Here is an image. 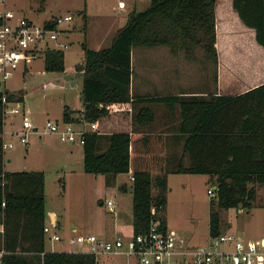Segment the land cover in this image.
<instances>
[{
    "label": "trees",
    "instance_id": "16d2710c",
    "mask_svg": "<svg viewBox=\"0 0 264 264\" xmlns=\"http://www.w3.org/2000/svg\"><path fill=\"white\" fill-rule=\"evenodd\" d=\"M217 0H150L133 8L110 44L93 47L82 41L84 60L76 67L84 73L82 96L85 116L96 121L85 132L84 165L103 171L107 179L132 170L134 231L159 218L166 202L169 171L208 172L217 182L211 202L210 232L222 230L220 206H251L256 182L264 183V80L238 92L153 93L133 96L132 47L138 43H167L189 55L201 47L218 61L215 5ZM243 20L255 27L264 45V0H233ZM86 26V17H85ZM251 41V39H249ZM45 67L65 69L64 48H48ZM3 88L0 82V213L4 223L3 264H99L96 252L46 248L45 170L5 169L3 147ZM22 94L9 91V98ZM162 100L180 109L177 128L183 137L182 152H167L162 131L138 128L153 117L150 106L133 110V130L122 123L105 125L115 104L138 99ZM80 113V114H81ZM65 108V120L78 119ZM159 189L153 193V185ZM156 206V208H155Z\"/></svg>",
    "mask_w": 264,
    "mask_h": 264
},
{
    "label": "rangeland",
    "instance_id": "374dc122",
    "mask_svg": "<svg viewBox=\"0 0 264 264\" xmlns=\"http://www.w3.org/2000/svg\"><path fill=\"white\" fill-rule=\"evenodd\" d=\"M9 2L18 8L19 14L26 13L38 21L59 12L72 11L74 14L71 19L61 23V27L69 29V36L66 33L63 34L69 41V44L64 46L65 69L46 68L45 54H41L29 61L27 71H24V65L21 64L6 80L9 89H19L20 93H24L25 105L30 108L34 123L42 130L41 132L29 131L28 142H21L19 135L12 133L15 145L8 146L7 150H11L13 154L10 168L41 167L45 169L47 203L56 209L58 218L57 222H53L50 214H47L51 229L46 233V245L49 249H67V247L80 249L84 243L71 240L72 235L80 232L95 231L102 236L112 237L119 230L125 235H130L134 231L132 177L124 171L118 176V181L115 175L109 180L103 171L87 170L80 154L84 150L83 142L61 139L56 133L47 129L46 120L48 117L63 120L64 102L62 100H72L75 110L80 111L76 107L82 100L80 82L82 72L76 64L84 60L82 41L86 40L93 47L110 44L117 30L127 21L129 12L132 10L130 8L132 0H9ZM149 2L150 0L138 1L137 8H144ZM246 41L249 40L246 38ZM229 43L232 44L233 40ZM166 48L172 49L167 43H138L132 47L133 81L144 82L146 78L151 84L149 89L152 93L160 91V84L154 81L159 77L157 76L159 68L154 69L155 73L149 65L154 62L158 66L160 61L158 57ZM149 51L155 54V59L150 62L147 53ZM181 51L182 57L175 56L173 60L176 58L177 60L174 64L166 57L173 74L183 76L185 78L183 84H188V80L192 79L191 86L197 83L206 84L208 78L210 82L213 78L218 89L219 56L216 61L201 47L190 55L185 50ZM229 53L233 62L237 55L233 46ZM250 59L257 72L237 71L230 75L224 74L226 81L230 84L227 88L229 91L241 90L264 78L261 68V63L264 62V51L250 56ZM179 63L182 65L180 66ZM241 63L243 69V61ZM6 116L8 125H13L12 119L16 124L22 122V115L19 112L8 111ZM81 124L76 122L77 126ZM10 135L11 133H8V138ZM167 177L168 184L165 191L167 199L162 207L158 208L159 214L163 215L168 224L175 227L188 243L208 242L211 237V202L217 198L216 193H211L208 187L217 181L216 178L208 172L198 171H169ZM122 181H127L128 189L120 186ZM255 185L256 196L251 206L219 207L222 230H237L247 237L254 238L264 234V183L256 182ZM158 189L155 183L153 193L156 194ZM109 197L115 200L116 209L108 205ZM53 231L61 236L52 238ZM98 257L99 264H113L125 259V256L107 253H100Z\"/></svg>",
    "mask_w": 264,
    "mask_h": 264
},
{
    "label": "built area",
    "instance_id": "2783aa9c",
    "mask_svg": "<svg viewBox=\"0 0 264 264\" xmlns=\"http://www.w3.org/2000/svg\"><path fill=\"white\" fill-rule=\"evenodd\" d=\"M18 8L12 6L9 0H0V82L3 88V114L8 111L19 112L22 122L12 128L22 142H28L31 130L42 131L34 123L29 109L22 104V98H9L7 78L14 69L35 57L45 54L48 48H64L69 44L63 37L67 27L61 23L71 19L72 11L52 14L42 20H36L26 13H18ZM84 111V106H82ZM76 122L82 123L80 126ZM90 124V126H88ZM47 129L56 133L63 140L84 142L85 132L96 126V121L87 118L82 112L78 119L58 120L48 117ZM14 145L13 139L3 140V147ZM131 176L134 177L133 172ZM217 182L208 187L211 193H216ZM107 203L116 209V202L109 197ZM160 219L155 218L150 225L130 235L122 231L112 237H105L95 231L80 232L72 235V241H80L84 246L79 250L125 256L113 264H264V234L260 237H247L237 230L223 229L211 234L208 242L191 244L180 233L167 224L163 227ZM46 233L51 229L49 223L44 226ZM52 238L60 237L53 231ZM4 247L0 248V264H3Z\"/></svg>",
    "mask_w": 264,
    "mask_h": 264
},
{
    "label": "crops",
    "instance_id": "0c3cea01",
    "mask_svg": "<svg viewBox=\"0 0 264 264\" xmlns=\"http://www.w3.org/2000/svg\"><path fill=\"white\" fill-rule=\"evenodd\" d=\"M138 1L142 0H132L131 7L130 8H137ZM126 4L128 2L126 1ZM215 12H216V29H217V49H218V67H219V73H220V83L219 88H216L214 79L212 78L211 82L209 78L207 79L206 84H195V86L192 85V79L188 80V84H183V81H185V78L183 76H178L173 74L172 68H170V64L167 63L166 57L171 60V62L174 64L176 62L177 58L173 60V58L177 55L182 57V49H180L178 52L173 51L172 49L166 48L163 49L164 52L162 55H160L158 58H160L158 61L159 65L157 66L154 62H151L149 67L152 70V72H155V68H159V76L154 81H157V83L160 84V91L155 93H168V92H178V93H195V94H203L205 96L209 95L210 92H238L244 89H247L259 82H262L264 80L261 79L259 82H256L252 85H249L241 90L238 91H229L227 88L230 87L229 82L226 81V75H230L231 73H237V71H240L242 73H248L250 72H257V69L255 68V65L252 64L250 56H255L261 54L264 51V45L258 41L256 37V29L254 26L247 24L241 15L239 14L238 10L235 8L233 4V0H217L215 5ZM86 16V15H85ZM69 29H67V36H69ZM66 39V35L64 36ZM246 38L251 41H246ZM230 40H233V43H229ZM235 48V51L237 53L236 57L233 59V62L231 61L230 53L231 47ZM84 50V49H83ZM162 52V51H161ZM160 52V53H161ZM149 55V62L152 59H155V54H152L147 52ZM228 54V55H227ZM234 55V54H233ZM244 57V59H243ZM157 58V57H156ZM243 59V69L241 68ZM132 62H133V51H132ZM29 61L26 63H23L24 65V71H27L29 69ZM180 66L182 65L179 63ZM263 64V65H262ZM146 71H147V64L145 65ZM171 71H170V69ZM261 68L264 72V62L261 63ZM81 73V97L82 100L81 104L77 106L76 108H79L80 111H76L75 107L72 105V100H62L64 102V108L62 109L63 112L65 108L71 110L72 116H78L81 113L82 106H84V100L82 96V90H83V83H84V73L81 69H79ZM261 70V71H262ZM209 69L206 68V72L208 73ZM156 73V72H155ZM239 73V72H238ZM146 77V76H145ZM230 78V76L228 77ZM151 81V80H149ZM77 82V81H75ZM228 84H227V83ZM211 83V85H210ZM150 83L147 82V79L145 78L144 82H134L132 78L131 82V93H133V96H140V95H147V94H153L151 92ZM191 86V87H189ZM9 89V87H8ZM10 91L14 92L15 95L22 94V99L24 97L23 92H19V89H9ZM77 101V100H75ZM23 106L25 108L29 109L28 106L25 105L24 100H22ZM140 106H143L144 108H147V106H150L153 109V117L147 121V109L145 110V116L144 121L140 124L138 123V128L144 130L147 132L148 130L153 131H162L166 134V149L167 152H170L174 155H179L182 152L183 147V137L180 136V132L177 128V123L180 120V109L178 106L173 109L168 103L162 100H149L147 98L145 99H138L135 101H132V99H129L127 102L121 103V104H115L114 110H116L112 116V118L107 119L103 123L109 127V125H114L117 123H122L125 127L130 128V130H133V110L136 108V110L139 109ZM31 114V113H30ZM15 116V115H14ZM13 116V117H14ZM63 116V115H62ZM58 120H61L60 118H56ZM64 120V118H63ZM15 124H14V123ZM13 125L7 124V116L4 118V127L2 131L3 139H13L14 137L12 135V128H14L16 124L15 120L12 119ZM90 126V124H88ZM8 133L10 137L8 138ZM15 141V140H14ZM21 141V140H20ZM22 142V141H21ZM74 142V141H71ZM15 145V142H14ZM12 145V146H14ZM83 147V146H82ZM180 150V151H179ZM84 160V150L80 153ZM13 160V154L11 150H7V147L4 148V167L5 169H21V168H27V169H43L41 167H14L10 168V163ZM85 167V165H84ZM45 170V169H43ZM124 171H119L116 176V180L118 181V176ZM129 175L131 176L132 170L127 171ZM46 174V173H45ZM132 177V176H131ZM46 179V177H45ZM133 180V177H132ZM120 186L124 189H128L129 184L127 181H122L120 183ZM45 207H46V223L47 221V214H50V217L53 222H57V211L54 207L49 206L47 203V195H46V180H45ZM2 215L0 213V248L3 247V239H4V223L2 221ZM168 224V222H167ZM169 225V224H168ZM73 227H75L73 225ZM119 231V230H118ZM117 231V232H118ZM61 236V235H60ZM46 245V243H45ZM46 248L48 246L46 245ZM56 249V248H55ZM58 249V248H57ZM60 249V248H59ZM67 249H70V247H67Z\"/></svg>",
    "mask_w": 264,
    "mask_h": 264
},
{
    "label": "water",
    "instance_id": "95a60500",
    "mask_svg": "<svg viewBox=\"0 0 264 264\" xmlns=\"http://www.w3.org/2000/svg\"><path fill=\"white\" fill-rule=\"evenodd\" d=\"M73 82H75V80H73Z\"/></svg>",
    "mask_w": 264,
    "mask_h": 264
}]
</instances>
